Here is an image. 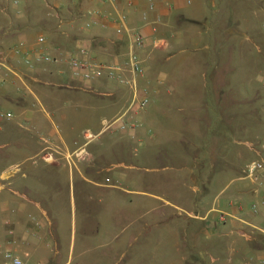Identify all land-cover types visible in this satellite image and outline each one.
<instances>
[{
  "label": "crops",
  "instance_id": "obj_1",
  "mask_svg": "<svg viewBox=\"0 0 264 264\" xmlns=\"http://www.w3.org/2000/svg\"><path fill=\"white\" fill-rule=\"evenodd\" d=\"M57 9L49 34L18 28L0 36V112L13 115L0 117V264H7L6 251L25 264H260L264 206L257 214L250 207L264 200V183L244 178L248 163L237 168L242 153L232 146L242 143L264 161V61L253 69L258 83H228L226 64L215 66L209 81L192 77L198 41L212 39L198 27L208 15L206 0H78ZM121 15L128 20L117 33ZM136 29L146 38L139 53L147 70L139 82L150 103L126 117L138 120L135 130L116 120L131 100L128 87L106 78L80 83L65 63L28 68L13 52L63 56L84 46L99 60L122 62ZM110 126L151 144L139 158L142 167L129 163L125 145L117 162L101 164L114 148L101 141ZM135 168L177 175L154 193L153 179L126 172ZM109 172L126 186L105 184ZM103 187L139 199H130L119 221L109 217L105 231L103 211L84 208L78 241L73 193L93 200L90 192Z\"/></svg>",
  "mask_w": 264,
  "mask_h": 264
},
{
  "label": "rangeland",
  "instance_id": "obj_2",
  "mask_svg": "<svg viewBox=\"0 0 264 264\" xmlns=\"http://www.w3.org/2000/svg\"><path fill=\"white\" fill-rule=\"evenodd\" d=\"M76 1L78 0H0V36L8 30L18 28L26 30V32L35 37L40 34H49V29L55 23L59 4H68ZM206 6L208 11L207 18L198 27L205 37L212 39L198 41L195 58L200 61L193 63L192 77L197 79L199 83L200 80L204 79L209 81L214 67L226 64L228 83H258L255 80L253 69L257 64L260 66L264 61L262 56L264 55V0H206ZM259 50L262 53H259ZM261 58L263 59L261 60ZM206 60L210 64L209 66L205 65ZM201 71H204L203 77L200 76ZM260 74L264 75L263 72H260ZM88 96L92 97L93 95L88 94ZM249 120L250 122L255 121L253 118ZM113 129L111 126L107 128V132L101 137V141L108 149L114 147L116 150L114 148L113 150H108V155L101 164L107 166L117 162L123 154L120 147L125 145V147H128L125 151L126 156H131L128 159L129 163L136 161V166L142 167L143 165L139 163V158L147 150H149L147 153H150L151 144L134 134L130 137L127 131L114 132L112 131ZM244 137L239 135L237 138L239 141H243ZM98 139L100 138L95 137L92 140L98 141ZM232 147L242 153L236 164L237 168L241 169L247 163L256 159L255 154L247 150L242 143ZM134 152L137 153L138 157L133 160ZM153 164L158 166L162 162L154 163L153 161ZM126 172L130 175L134 173L141 180L146 177L153 179L152 188L154 193L161 192L160 188L163 186L162 182L165 179L169 176L177 175L175 170L167 171L166 169L146 171L139 168ZM105 176L109 178L108 182L104 179L103 182L105 184L126 186V184L118 182L112 172L105 174ZM90 193H92L93 200L82 197L79 190H75L73 193L72 210L73 216L78 223L77 233H75L78 241L84 235V208L97 206L98 209L103 211V215L106 217L103 223V231H105V229L109 228L108 223H110L112 216L113 218L115 217L114 220L119 221L118 216H120V212L125 213V209H128L127 206L130 204V199H139V197H133L132 195L104 187L94 188ZM100 197L103 198V203L99 202ZM153 203L161 204V201L153 200ZM152 214L157 215L158 213L153 212ZM121 219L123 221H120V224L125 226L128 224L130 217H121Z\"/></svg>",
  "mask_w": 264,
  "mask_h": 264
},
{
  "label": "built area",
  "instance_id": "obj_3",
  "mask_svg": "<svg viewBox=\"0 0 264 264\" xmlns=\"http://www.w3.org/2000/svg\"><path fill=\"white\" fill-rule=\"evenodd\" d=\"M111 3H116L117 0H107ZM150 10L154 9V4L149 6ZM94 14L101 15L95 11ZM127 15H121L117 21L119 22L116 31L122 33L126 28L124 24L127 22ZM115 21V20H114ZM153 31L157 30L156 25L152 26ZM132 35V49L128 57L122 62H107L97 59L91 54V51L80 46L77 51L63 56H53L44 51L24 50L15 48L13 52L16 55H23V61L28 68H33L36 64H60L65 63L71 72L72 77L80 82L86 83L95 79L106 78L115 81L120 85L128 87L132 91L131 100L126 110L116 119L120 121L121 128H129L135 130L139 126L138 120L130 122L125 121L126 117L137 116L140 111L144 110L150 103L149 89L147 86H142L139 82L140 78L146 74V60L141 56L139 50L145 48L146 38L140 29L130 30ZM39 43H44L43 37L38 39ZM163 44V39H154L153 47L159 48ZM13 115L10 112H0V117L11 118ZM116 121V122H117ZM88 138H92L90 135ZM244 178L254 184L264 183V161L253 160L248 163L243 171ZM264 206V200L251 204V212L257 214L260 208ZM220 220L225 221L226 215L221 214ZM4 258L7 264H25L23 260L10 251L4 253ZM260 264H264V256L259 257ZM245 264H251L249 261Z\"/></svg>",
  "mask_w": 264,
  "mask_h": 264
}]
</instances>
